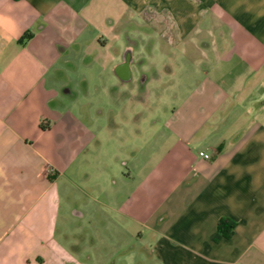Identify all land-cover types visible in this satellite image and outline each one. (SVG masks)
<instances>
[{"label": "crops", "instance_id": "1", "mask_svg": "<svg viewBox=\"0 0 264 264\" xmlns=\"http://www.w3.org/2000/svg\"><path fill=\"white\" fill-rule=\"evenodd\" d=\"M167 43L188 66L181 100L163 118V153L139 178L122 172L113 210L163 238L160 264H264V0H0V264H81L59 233L61 188L100 130L57 105L70 93L53 83L63 57L110 69L107 91L149 90L174 74L156 63L153 45L174 55Z\"/></svg>", "mask_w": 264, "mask_h": 264}, {"label": "rangeland", "instance_id": "2", "mask_svg": "<svg viewBox=\"0 0 264 264\" xmlns=\"http://www.w3.org/2000/svg\"><path fill=\"white\" fill-rule=\"evenodd\" d=\"M156 24L161 31L159 25H163V21ZM169 45L166 46L174 49V55L170 56L161 46L153 45L160 71L164 72V65L174 68V74L166 73L161 77L169 81L166 87L155 80L150 84L151 88L157 86L154 89L135 90L129 86L121 93L116 87L107 91L106 84L113 75L111 70L105 74L98 62H88L83 53L81 56L70 53L58 65L62 72L56 74L53 83L61 91L69 89L70 93H61L57 105L60 104L61 109L66 108L63 111L73 112L77 129L92 123L96 124L97 131L100 130L96 137L92 128V140H84V148L73 165L74 172L69 171L71 178L64 179L61 188L65 214L60 216L59 233L81 264H160L163 261L155 252L163 238L138 227L113 208L117 205L116 199L120 202L127 195L122 188V172L132 169L135 177L139 178L141 169L138 167L142 168L143 161L149 159L148 162L153 163L163 153L161 136L158 139L163 129V118L181 100L179 86L186 80L182 72H185V67L188 69L179 59V47ZM149 46V49L153 47ZM152 107L156 108L152 109L156 117L151 114ZM158 108L162 113H158ZM154 120L156 125L152 130ZM146 152L154 156H146ZM100 200L107 201L108 205L99 203ZM73 209L83 211L85 216H72ZM65 234L70 237H64Z\"/></svg>", "mask_w": 264, "mask_h": 264}, {"label": "trees", "instance_id": "3", "mask_svg": "<svg viewBox=\"0 0 264 264\" xmlns=\"http://www.w3.org/2000/svg\"><path fill=\"white\" fill-rule=\"evenodd\" d=\"M236 226V222L231 218H222L218 222V231L219 234L225 238H230L234 233V228Z\"/></svg>", "mask_w": 264, "mask_h": 264}, {"label": "built area", "instance_id": "4", "mask_svg": "<svg viewBox=\"0 0 264 264\" xmlns=\"http://www.w3.org/2000/svg\"><path fill=\"white\" fill-rule=\"evenodd\" d=\"M200 155L206 159H209L211 157V154L207 151H204V150L200 152Z\"/></svg>", "mask_w": 264, "mask_h": 264}]
</instances>
